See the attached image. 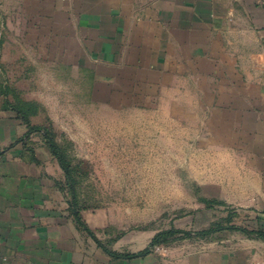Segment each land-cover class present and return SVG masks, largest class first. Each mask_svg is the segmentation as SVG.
Wrapping results in <instances>:
<instances>
[{
	"label": "crops",
	"instance_id": "1",
	"mask_svg": "<svg viewBox=\"0 0 264 264\" xmlns=\"http://www.w3.org/2000/svg\"><path fill=\"white\" fill-rule=\"evenodd\" d=\"M13 8L47 27L39 39L55 52L80 56L81 72L104 65L130 104L161 105L177 129L200 132L206 151L224 153L234 169L204 180L221 186L226 203L264 211V0H16ZM4 113L0 264H264V239L236 230H184L192 237L142 254L157 233L75 208L57 188L62 171L50 148Z\"/></svg>",
	"mask_w": 264,
	"mask_h": 264
},
{
	"label": "rangeland",
	"instance_id": "2",
	"mask_svg": "<svg viewBox=\"0 0 264 264\" xmlns=\"http://www.w3.org/2000/svg\"><path fill=\"white\" fill-rule=\"evenodd\" d=\"M1 1L0 116L19 107L29 131L54 144L57 188L75 208L102 211L138 235L228 224L264 230L256 218L263 209L230 205L221 186L204 180L234 169L224 153L206 151L212 147L200 132L177 129L161 105L130 104V90L123 82L116 88L104 65L90 62L81 72L80 56L55 52L39 39L46 26L24 23L16 0L3 2L8 8Z\"/></svg>",
	"mask_w": 264,
	"mask_h": 264
},
{
	"label": "trees",
	"instance_id": "3",
	"mask_svg": "<svg viewBox=\"0 0 264 264\" xmlns=\"http://www.w3.org/2000/svg\"><path fill=\"white\" fill-rule=\"evenodd\" d=\"M17 113L19 115V112L21 111V109L19 107L16 108ZM20 116V115H19ZM21 117V116H20ZM22 118L25 120V116L22 115ZM25 122H27V120H25ZM45 138V136H44ZM47 146L50 148V151L56 155V147L54 146L53 143H51V141H46ZM63 165V164H62ZM62 169L63 168L62 166ZM223 230H236V231H241L244 234H246L247 236L250 237H255L258 239H264V230L259 228V229H255L252 231H247L244 228L241 227H237V226H233L232 224H228L225 227H220V226H214V227H210L207 230H203L200 232H196L194 235L197 237H207L210 236L211 234H214L216 232H220ZM189 238L192 237L191 233L189 232H185V231H180V230H165L162 232L157 233L151 240L148 248L142 253L145 254L147 252H149V250H152L156 247H167L168 245L172 244L173 242L181 239V238ZM114 257H124V255H119V254H115V253H111Z\"/></svg>",
	"mask_w": 264,
	"mask_h": 264
},
{
	"label": "built area",
	"instance_id": "4",
	"mask_svg": "<svg viewBox=\"0 0 264 264\" xmlns=\"http://www.w3.org/2000/svg\"><path fill=\"white\" fill-rule=\"evenodd\" d=\"M157 248V247H156Z\"/></svg>",
	"mask_w": 264,
	"mask_h": 264
}]
</instances>
